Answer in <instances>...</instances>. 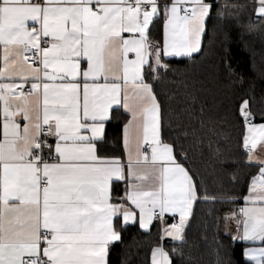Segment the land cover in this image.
<instances>
[{"label": "snow or ice", "instance_id": "snow-or-ice-1", "mask_svg": "<svg viewBox=\"0 0 264 264\" xmlns=\"http://www.w3.org/2000/svg\"><path fill=\"white\" fill-rule=\"evenodd\" d=\"M215 6L214 0H0V264H110L111 247L137 219L142 229L158 220L161 240L178 242L169 250L153 247L151 264H174L170 253L182 254L187 244L194 204L220 198L209 197L187 166L179 141L196 136L182 119L188 110L165 120L154 86L161 70H172L165 58L194 62L204 51ZM252 7L249 32L264 25V0ZM229 15L239 22V11ZM160 23L162 42L153 35ZM121 108L130 117L121 132L124 153L109 154L106 124ZM239 114L251 161L248 145L264 138V123H253L250 99ZM226 199L243 201L225 215V228L231 221L235 229L226 234L264 244V162L246 194ZM243 255L264 264V247Z\"/></svg>", "mask_w": 264, "mask_h": 264}, {"label": "trees", "instance_id": "trees-1", "mask_svg": "<svg viewBox=\"0 0 264 264\" xmlns=\"http://www.w3.org/2000/svg\"><path fill=\"white\" fill-rule=\"evenodd\" d=\"M253 3L217 0L203 40L204 51L194 62L166 59L172 70H161L154 86L165 120L170 114L174 119L176 113L188 110L182 119L189 131L196 129V136H182L179 141L188 153L187 166L202 181L209 197L220 198L218 202L194 204L185 228L187 244L182 246V254L170 253L174 264H251L243 255L247 244L234 242L226 234L224 217L241 202L226 198L246 194L251 177L259 171L244 152L245 122L239 114L240 104L250 99L254 120L264 121V25L252 32L244 27L249 19L256 22ZM232 5L241 7L234 9ZM217 10L224 12L223 19H217ZM236 11L239 22L229 15ZM228 64L234 72L227 70ZM126 120L127 115L120 111L109 122L103 145L106 153L122 154L121 132ZM200 195L203 197V189ZM122 240L111 247L110 264H151L152 249L161 243L160 223L155 222L150 231H143L137 223L127 225L122 229ZM175 246L178 242L164 243L166 250Z\"/></svg>", "mask_w": 264, "mask_h": 264}, {"label": "crops", "instance_id": "crops-1", "mask_svg": "<svg viewBox=\"0 0 264 264\" xmlns=\"http://www.w3.org/2000/svg\"><path fill=\"white\" fill-rule=\"evenodd\" d=\"M216 1H217V0H214L215 3H216ZM150 27H151V26H150ZM123 35L127 36L128 34H127V33H124ZM153 35L158 36V37L161 39V42H162V36H163L162 23L157 24L156 29H155V32H153ZM132 58H134V54H133V53H130V54H129V59H132ZM172 58H176V57H167V58H165V60H166V59H172ZM0 66H2V61H0ZM145 71H146V72L148 71L147 67L145 68ZM146 78H147V77H146ZM33 102H35V101H33ZM40 105H41V116H42V106H43V97H42V96L40 97ZM120 111L124 112V113L127 115V119L130 118L129 115L125 112V110H124L123 108H121ZM126 121H127V120H126ZM126 121H125V122H126ZM21 123H23V122L21 121ZM253 123L259 124V123H264V121H262V122H256V121L253 119ZM108 124H109V123L106 124V133H107V131H108ZM246 135H247V127H246V125H245V133H244V137H245ZM122 145H123V143H122ZM248 146H250L251 149H252V152H251L250 154H251V156H252L253 159H252L250 162L253 163V164H255V165H257L258 168H260V167L262 166V162H264V138H258V139L256 140V146H255L254 148H252L251 143H249ZM243 147H244V148H243V149H244V152H246V151H245L244 139H243ZM103 148H104V146H103ZM104 149H105V148H104ZM123 153H124V148H123V152H122V154H123ZM246 153H247V152H246ZM247 154H248V157H249V153H247ZM121 187H123V186H121ZM122 194H123V192H121V195H122ZM242 205H243V201L241 200L240 204L238 205V208H239L240 206H242ZM128 207L130 208V210L135 211V212L138 213V210L135 209L134 206L130 205V203H129ZM166 216H167V219H168V220H166V221H167V225H170L171 223H173L172 215H171V214H166ZM176 219H179L178 214L176 215ZM189 219H190V218H189ZM157 221H158V220H154L153 223L149 226V229H142L141 227H140V228H141L143 231H150L151 228H152V226L154 225V223L157 222ZM158 222H159V221H158ZM136 223L139 224L138 219H137V221L129 222L127 225H132V224H136ZM159 223H160V222H159ZM188 223H189V222H188ZM227 223H229V225H230V228H228L227 230H228V231L231 230L232 233L235 234L234 222L229 221V222H227ZM139 226H140V225H139ZM160 226H161V228H162V225H161V224H160ZM161 235H162V232H161ZM166 241H171V239H170V238H165L164 240H161V243H160V244H162V245L164 246V243H165ZM243 243H246V244H247V247H246V248L264 247V244H260L259 242H243ZM165 250H166V249H165ZM246 260H247L248 262H250L251 264H255V261L248 260V259H246Z\"/></svg>", "mask_w": 264, "mask_h": 264}, {"label": "built area", "instance_id": "built-area-1", "mask_svg": "<svg viewBox=\"0 0 264 264\" xmlns=\"http://www.w3.org/2000/svg\"><path fill=\"white\" fill-rule=\"evenodd\" d=\"M25 91H26V89H25ZM248 148H250L251 149V147L250 146H248ZM245 151L247 152V153H249V151L245 148ZM251 152H252V149H251ZM165 220H168L167 219V216L165 215V218H164ZM177 221H178V219H176Z\"/></svg>", "mask_w": 264, "mask_h": 264}]
</instances>
